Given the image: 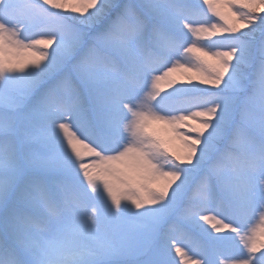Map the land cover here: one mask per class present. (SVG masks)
Wrapping results in <instances>:
<instances>
[{
	"label": "snow or ice",
	"instance_id": "1",
	"mask_svg": "<svg viewBox=\"0 0 264 264\" xmlns=\"http://www.w3.org/2000/svg\"><path fill=\"white\" fill-rule=\"evenodd\" d=\"M0 264H264V0H0Z\"/></svg>",
	"mask_w": 264,
	"mask_h": 264
}]
</instances>
